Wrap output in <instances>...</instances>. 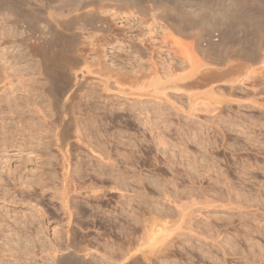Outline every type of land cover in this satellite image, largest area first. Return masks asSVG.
<instances>
[{
	"label": "rangeland",
	"instance_id": "rangeland-1",
	"mask_svg": "<svg viewBox=\"0 0 264 264\" xmlns=\"http://www.w3.org/2000/svg\"><path fill=\"white\" fill-rule=\"evenodd\" d=\"M262 55L264 0H0V264H56L68 229L72 264H264V63L217 66ZM171 68L215 70L210 104L148 85Z\"/></svg>",
	"mask_w": 264,
	"mask_h": 264
},
{
	"label": "bare ground",
	"instance_id": "bare-ground-1",
	"mask_svg": "<svg viewBox=\"0 0 264 264\" xmlns=\"http://www.w3.org/2000/svg\"><path fill=\"white\" fill-rule=\"evenodd\" d=\"M256 56V55H255ZM247 57V56H246ZM253 58V57H252ZM252 58H251V61H253V62H251L250 60V63H252V64H250V65H248V63H247V65L245 64V63H237V64H235V63H233L234 65H230L229 64V62H226V61H224L225 63L223 64L222 62H221V64H219V65H217V66H224L225 67V69L223 70V73L222 74H224L223 76V78H226V81L227 82H230V83H232V85H233V87H235L234 86V84H236V83H239V84H241L242 85V83H244V81L245 80H249L250 79V72H251V74H252V72H254V69L255 68H253L254 67V64H256L257 63V61L258 62H263L264 63V55H262L261 56V58L259 59V60H256V62H255V60L253 59L252 60ZM248 59V58H247ZM192 61V60H191ZM246 61H248V60H246ZM244 62V61H243ZM197 63V62H196ZM228 63V64H227ZM191 64H193V63H191ZM202 64V63H201ZM209 64H210V62H209ZM213 65V64H212ZM215 65V64H214ZM215 65V66H216ZM264 65V64H263ZM198 66H199V64H198ZM210 66V65H209ZM193 67V66H192ZM264 67V66H263ZM174 68V67H173ZM173 68H171V69H169V70H167V71H165L166 73H159L160 71H158V72H156L155 71V74H156V76H154V77H152L153 75H149L150 76V78L152 77V79L149 81V84L148 85H150L151 87L153 86L157 91H162V92H164L166 95H169L170 93H168V90L169 89H172V90H174V91H177V93L178 92H182V93H184L185 95H187L188 96V98L191 100V101H193V100H196V99H198V98H202V97H204L205 99H203L201 102H196V104H207V105H209L210 104V101H207V99H209L211 96H212V94H214L213 92V90H215V89H211L210 88V90L209 91H207L206 92V90H205V92L204 91H201V92H197V93H194L192 90L193 89H195V88H199L201 85L203 86H205V84H207V85H210L211 83H212V77H210L211 75H210V73H212L213 71H215V70H212V72H207L206 70L204 71V72H202L201 73V75L200 76H198V77H196L195 78V75L198 73V71L197 70H199L200 71V69L198 68L197 70H193L194 72H190V74L188 73V74H178V73H176V70H175V73H174V70H173ZM195 68H197V67H195ZM206 68V67H205ZM210 68V70L211 69H213V68H211V67H209ZM244 68L248 71L247 73H248V75H247V73L245 74V75H247L246 76V78H243V76H245V75H241L244 71ZM252 68V69H251ZM207 69V68H206ZM250 71H249V70ZM204 70V69H203ZM207 70H209V69H207ZM221 71H222V69H221ZM243 71V72H242ZM79 72V71H78ZM78 72H73L72 73V77H73V79H75L76 80V83H75V85L79 82V80H80V78L81 77H83L84 75H83V71H82V73H78ZM151 72H153L152 70H151ZM164 72V71H163ZM189 72V71H188ZM256 72V71H255ZM154 73V72H153ZM85 74V73H84ZM150 74V73H149ZM154 74V75H155ZM254 74V73H253ZM198 75V74H197ZM210 75V76H209ZM143 76H145V74H143L142 73V75H140V76H138V77H135V79H134V81L133 82H138V81H140V79L141 78H143ZM147 77H148V75H146ZM145 76V77H146ZM147 77H146V79H147ZM251 77H253V76H251ZM149 78V79H150ZM195 78V79H194ZM138 79V80H137ZM252 79V78H251ZM253 80H254V78H253ZM147 81V80H146ZM250 81V80H249ZM143 82H145V81H143V79H142V83L141 84H143ZM214 82V81H213ZM252 82V81H251ZM134 84V83H133ZM132 84V86H131V88H134L133 85ZM137 85H138V83H136ZM144 85V84H143ZM213 85V84H212ZM140 86V85H139ZM142 86V85H141ZM206 87V86H205ZM208 87V86H207ZM238 87H239V85H238ZM145 89V88H144ZM195 91V90H194ZM163 93V94H164ZM179 96V95H178ZM169 97V96H168ZM198 104V105H199ZM163 134V133H162ZM159 135V134H158ZM164 135V134H163ZM162 137H164V136H162ZM157 139V138H156ZM158 140H160V139H158ZM167 141V140H166ZM158 143H159V141H157ZM164 142V141H163ZM160 143H162V139H161V142ZM163 144H166V143H163ZM161 145V144H160ZM61 148H62V153H63V160H64V162H65V167H66V170L67 171H69V157L71 156L70 154H69V147H68V144H67V146L65 145V144H62V146H61ZM122 153V152H121ZM126 155V154H125ZM104 157V156H103ZM107 157V156H106ZM105 157V158H106ZM102 173V172H101ZM120 173V172H119ZM123 176V177H122ZM122 178L123 179H126V175L124 176L123 174H122ZM69 177V176H68ZM116 179V178H115ZM119 179H120V181H121V183H122V179L119 177ZM119 179H118V181H119ZM125 182V181H124ZM123 182V183H124ZM125 184V183H124ZM123 184V185H124ZM94 189V188H93ZM135 191V190H134ZM61 196H60V199H62V202H63V205H64V207H65V209H66V213H68V215L71 217V210H70V208H69V206H68V192L66 191V189L64 190V192H63V190H62V192H61V194H60ZM129 198V197H128ZM133 199V198H132ZM135 199V198H134ZM66 200H67V202H66ZM65 211V210H64ZM132 218H134V217H132ZM135 220H134V224L132 225V226H134V228L132 229V230H130V231H132L131 233H133V234H135L134 233V231L136 230V224H139L138 226H142L143 227V223L145 222V220L143 221L140 217L139 218H134ZM131 221V220H130ZM132 223V222H131ZM145 226H147V225H145V223H144V227ZM153 228V227H152ZM163 228V227H162ZM170 228V227H169ZM146 229V228H145ZM150 229V228H149ZM149 229H148V231H149ZM154 229V228H153ZM161 229V228H160ZM167 229V228H166ZM147 230V229H146ZM164 230V229H163ZM168 230V229H167ZM156 231V230H155ZM155 231L153 232V231H151V233H147L146 235L147 236H145V237H149V239H151L152 238V240L153 241H155V240H158V238L160 237V240L159 241H161L162 240V238H163V240H164V237H166L167 236V234H165V236L163 235V234H161V236H159V235H156L155 236ZM165 231V230H164ZM125 232V231H124ZM163 232V231H162ZM73 231H71L70 229H68L67 231H66V239H67V243H65V249H70L71 248V251L69 252V255L68 254H63V253H61L60 251H59V246L57 247L56 245H51L49 248H51L52 250H53V252L52 253H54V259H55V263L56 264H66V260L68 261V259H69V263L70 264H72V262H78V263H83L82 261H80L79 260V257H80V255L77 253V251L76 250H74V248H76V247H74L75 245V243H74V239H75V237H73ZM123 234V233H122ZM159 234V233H158ZM124 235H125V233H124ZM125 236H127V235H125ZM127 237H129V236H127ZM39 238V237H38ZM130 239V238H129ZM171 239V238H170ZM151 240V241H152ZM162 240V241H163ZM172 240V239H171ZM36 241V240H35ZM164 241H166V240H164ZM174 241V240H173ZM169 242V241H168ZM43 243L44 242H42V245H43ZM157 243H158V241H157ZM173 243V242H172ZM167 244V243H166ZM165 244V245H166ZM170 244V243H169ZM168 244V245H169ZM41 245V246H42ZM61 245V244H60ZM155 245V244H154ZM172 245V244H171ZM45 246V245H44ZM62 246V245H61ZM121 246V245H120ZM118 247V246H117ZM166 247V246H165ZM164 247V248H165ZM62 248H63V246H62ZM121 248V247H120ZM167 248V247H166ZM171 248V247H170ZM122 249V248H121ZM61 250V249H60ZM117 250V249H116ZM123 250V249H122ZM126 250V249H125ZM122 251V253L120 254V252H119V257L117 256V258H115L114 256L112 257L111 256V259H112V261H111V263L112 264H148V262L150 263V262H155V263H157V261L156 260H154L152 257H150V256H147V255H144L143 256V258H140V256L138 257V255L137 256H135L133 259H132V256L133 255H128V251ZM129 250V249H128ZM139 250V249H138ZM64 251V250H63ZM66 251V250H65ZM118 251V250H117ZM53 256V255H52ZM85 256V255H84ZM82 257V256H81ZM78 258V259H77ZM84 259V258H83ZM132 259V260H131ZM80 262H79V261ZM85 260V259H84ZM88 260V259H87ZM158 260V259H157ZM74 262V263H75ZM73 263V264H74ZM54 264V263H53ZM85 264V263H84Z\"/></svg>",
	"mask_w": 264,
	"mask_h": 264
}]
</instances>
